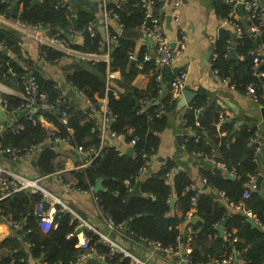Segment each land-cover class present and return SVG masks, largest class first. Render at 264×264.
<instances>
[{"label":"trees","instance_id":"trees-1","mask_svg":"<svg viewBox=\"0 0 264 264\" xmlns=\"http://www.w3.org/2000/svg\"><path fill=\"white\" fill-rule=\"evenodd\" d=\"M162 1L156 0L155 6L160 8ZM61 3V0H41L39 4H32V0H0V14L9 17L12 8H21L16 15L18 20L40 25L47 33H56L66 40L68 25L82 29L89 20L98 18L99 10L96 8L66 2L74 14L72 20H69V10L60 6ZM214 7L219 18H226L231 22L219 30L214 45L216 58L212 61V70L215 69L219 78L226 79L227 83L234 85L240 93H247V86L256 84L259 102L264 105V75L259 74L264 72V56L259 57L261 61L254 67L255 55L249 52L264 44V26L259 35L254 36L249 29V23H259L258 19L242 20L231 17V7L223 0H215ZM106 8L117 14L118 24L116 27L108 26L110 35L117 34V43H112L109 62H91L89 69L71 62L69 67L72 70L66 75V79L68 84L82 92L95 105V109L99 107L98 98L106 96L108 117L112 119L108 129L123 135L126 144L134 139V143L130 144L132 154L127 155L116 146H103L86 168L75 172L77 182L72 187L90 190L96 180L101 178L102 189L94 194L99 208L113 225L123 226L127 222L126 234L135 241H156L163 248L178 250L179 245L186 239V223L192 228H198L190 242L189 264H217L229 255L237 256L245 264H264V180L259 190L249 187L251 176L259 174L258 155L249 144V139L256 130L255 126L244 122L235 128L232 121L224 120L219 129H216V123L223 115L222 108L209 103L206 93L198 91L188 107H185L183 115L184 127L189 133L180 135L178 142L192 156L199 159L211 158L223 163L224 171L215 172L201 167L200 173L209 186V191L199 194L196 189L191 188L192 180L188 173L177 170L173 160L163 161L156 170L147 172L150 165L144 169L145 160H151L157 151L159 132L167 126L176 97L170 92L168 85L159 103L153 104L161 95L159 83L155 78L157 73L153 74L148 91L130 85L131 79L139 69L129 62V52L133 51L132 40L120 37L118 28L138 30L142 29V24L147 26L149 19L145 7L141 6L139 0H106ZM161 15L164 16V13ZM233 23L241 28L240 35L235 33ZM82 36L83 43L71 42L72 48L91 53H101L105 49L103 36L98 30L94 36L85 31ZM232 42L236 54L242 56L241 60L229 57L228 47ZM3 49L10 53L7 54ZM41 50L43 58L49 62L64 56L61 51L51 46L41 45ZM11 55H16L19 60L23 59L21 34L10 27L0 26V77L17 79L23 89V78L20 75L31 73L36 78L38 89L47 94L48 100L56 104V108H37L31 112L32 120L26 116L18 121L0 120V125L3 124V129L0 130V145L19 149L49 144L55 138H60L69 143L72 149L78 146L86 151L99 148L100 129L94 114L67 96L65 101L56 102L62 89L53 80L40 76L36 70L27 71L22 68L20 63L13 61ZM139 57V61L143 62L140 71L146 72L148 67H154L149 60L143 59L142 51H139ZM27 61L29 63V59ZM6 62L13 68L15 75L7 72ZM108 70H118L121 73L122 81L116 82L115 86L108 82L117 90L118 96L105 90ZM4 98L7 102V112H11L21 103V98L9 95ZM142 99H151V103L139 111ZM63 109L68 114L66 124L60 120ZM158 111L159 115H156ZM41 118L52 123L55 129L45 127ZM219 131H225L227 134L221 136ZM47 139L50 141L47 142ZM54 158L55 151L52 147L39 149L35 156V169L44 175L53 173L57 168L53 162ZM231 171L236 175L233 179L225 175ZM137 180H141L139 194L132 192ZM246 190L249 191L248 196L244 197ZM217 192H221L232 206L240 204V209L228 213L227 207L215 197ZM195 194L197 196L194 214L201 219L191 223L186 213L192 208L191 197ZM173 197L181 215L176 213L175 206H170ZM40 202H45L40 191L27 190L14 192L0 200V214H10L22 224L18 231H11V234L0 241V264H29L28 257L40 258L45 264H67L71 260H77L81 253L77 246L78 238L73 234L77 220L70 211L56 204L53 217L56 226L43 232L34 216L35 206ZM247 211L255 217L259 227H252L246 220ZM220 223H224L225 228L222 235H219L217 230ZM181 226L184 231H181ZM84 232L90 245L95 248V253L78 264H102L99 255L104 256L106 264H133L129 258L111 253L99 240L98 235L88 230ZM228 233L230 236H227ZM232 237H236V240L233 241Z\"/></svg>","mask_w":264,"mask_h":264},{"label":"crops","instance_id":"crops-1","mask_svg":"<svg viewBox=\"0 0 264 264\" xmlns=\"http://www.w3.org/2000/svg\"><path fill=\"white\" fill-rule=\"evenodd\" d=\"M61 1L68 2V0ZM173 1L174 0H171L169 3L168 0H163L161 6L162 12L165 14L163 17L164 20L162 23V30L166 38L170 41V45L172 44V48L175 49V56L173 60L168 65H162L159 62L155 45L152 43V40L150 39V42L149 38L145 36L143 30L138 29L139 35L134 37H125L131 39L133 42V57L130 58L129 62L130 64H134L136 68L139 69L136 75L131 79L130 85L139 90L148 91L147 89L150 86L153 74H160L162 79L161 84L163 92L161 93L160 98L158 97L157 100L153 101V104H158L159 100L165 95V89L168 86L171 77L178 72H184L186 74L184 88L194 92L192 99L196 96L198 91H202L206 93L209 103H214L215 105H218L222 108L221 112L223 113V115L217 121L216 129H219L221 123L224 122V120L232 121V124L235 128L242 125L244 122H249L250 124L255 126L256 132L258 133L262 141V147L257 157L259 174L264 176V114L262 113V107H264V105H262L259 100L256 101L250 98L245 92H238L234 85H229L227 82L220 81L214 76L211 68L212 62L210 56L212 50L214 49L216 39L218 38L219 30L221 27L225 26L228 23H224L217 15L214 7L215 0H179L178 18H171V21L168 24L166 22L165 16L168 15ZM257 1L264 9V0ZM13 10L15 11V16H12ZM20 10L21 8H19V10H15L14 8H12L10 16L7 18L0 15V26L11 28L14 22L18 20L16 15L20 12ZM97 10H99L98 2ZM99 13L100 12H97V17L99 16ZM239 18L244 20V18L241 16ZM109 25L116 27L118 25L116 23V19L111 18L109 20ZM46 33L47 32H44V34ZM180 41H183L185 43V48L181 51H178V45ZM41 45L47 44L39 42L36 38H34L33 35L21 34L23 59L19 60L16 55H11L13 57V61L14 59L18 60L17 62H14L20 63L21 67L25 68L27 71L36 70L38 74H40V76L53 80L59 86V88L66 92L69 88H72L74 94L71 96L67 95V97L73 98V100L77 102V105L86 107V101L78 94V91L77 89H74V86L68 84L66 75L72 70L69 67L71 62L72 64H79L82 66L81 62L82 60H85L90 66L91 62L93 63L104 59L102 53L82 52L78 50L76 52H73L72 50L63 51L58 46H51L58 51L62 50L65 55L63 54L64 56L56 61L49 62L43 58ZM229 48L234 49L235 58L232 56L229 57L241 60L242 56L236 54L235 52L234 42L230 43V46L228 47V55ZM139 51L143 52V59L147 61L149 60V62H151L154 66L148 67L146 72L140 71V69L143 68V62L139 61ZM6 53L9 54L10 52L7 51ZM27 59H29V63ZM167 66H170V68L166 73L167 75L165 76ZM108 73L111 75L109 80L112 86H115L114 84L116 82L122 81L121 73L118 70H108ZM262 75H264V72H262ZM120 88L122 89L121 85ZM22 90L23 89L21 88L20 82L17 79H11L1 76L0 110H2L7 115L11 114L10 112L6 111L7 106L4 109L1 108L2 101L6 100L4 98L6 95L17 97L20 99ZM175 97L176 107L178 98L177 96ZM98 101V109H90V113L94 114V118L99 126H102V124L104 123L106 124L104 133H100V138L103 141V144L105 146H116L120 150L126 152L127 148L131 147V145L129 143L126 144L123 137H111V132L108 129V126L111 123L109 124L108 121L111 120L112 122V119L108 117L109 119L106 120V122L104 121V113L105 109L107 108V98L104 96L103 98H98ZM186 106L188 107V104ZM186 106H184L179 112H177L174 107L169 117L167 126L161 132H159V145L155 155L151 159L149 168L151 170H156L163 161H166L168 159L173 160L177 170H183L188 173L192 180V188L196 189L197 193L199 194L204 191H209V186L206 184L205 179L202 177L200 168L203 167L205 169H212V171H214L213 169L217 167L222 172L225 169V165L223 163H220V166H216L214 165L211 158L199 159L196 156H192L185 151L183 145L179 144L178 137L180 135L185 136L189 133V131L184 127L183 120ZM6 119L12 121L15 120L13 117ZM0 120L2 121V119ZM41 121L42 124L45 127H48L50 130L55 129V126L52 123L47 122L42 118ZM2 129L3 124L0 125V130ZM218 134L221 136H225V134L227 133L225 131H219ZM49 141L50 140H48L47 142ZM51 143H53L54 146L48 147H52L55 151V158L53 162L57 166L55 171L51 174L35 177L36 174H39L40 172L35 169V166L31 164V161L35 159L36 153L40 148L37 151L33 152V154L29 156V158L18 163H14L9 157L0 154V166L9 171L15 172L18 176H24L28 179L35 180L42 191L48 195L47 198L50 200L48 208H54L55 210L56 204H64L73 213L87 220L93 227L97 228L100 231H105V217L96 200L94 199V194L97 193L93 191V187L95 184L91 186L89 191H83L79 190L78 188L72 187L77 182L75 172L80 170L78 166L81 165L82 162H84V159H82L81 157L82 155L75 152L76 149H72L67 142L53 141ZM58 171H60L64 182H68L71 185L70 187H65L60 181L57 180L54 173ZM227 173H231L233 178L236 177L233 171ZM204 186H206V188H204ZM262 186L263 181L261 182L260 189L262 188ZM249 187L253 190L256 189L255 184L252 183L249 184ZM1 190L3 194L6 192L5 188H2ZM218 193L221 194L220 198L216 197ZM215 197L217 199H220L221 204L227 207L228 213L240 209V204L237 206H232L227 202L226 198L221 192H217L215 194ZM172 199L174 200V197ZM56 200L59 201L56 202ZM172 206H175L176 213L178 215H181V211L178 208V204L175 202V200ZM194 212L195 210L190 209L189 211H187L186 215L192 217L196 215L194 214ZM253 218L255 219L254 216ZM198 221L200 220H197L196 222ZM255 221L258 223L256 219ZM191 223L193 222L191 221ZM223 224L224 223H220L219 225L223 226ZM219 225H217V228ZM181 228L182 226L180 227V229ZM189 228L190 225H188L187 222L185 229L188 231ZM126 229L127 227H122L120 231H117L116 233L114 232L115 241L128 248L131 253L146 261L147 264H189V262L184 260L183 257V254H185L184 244L179 245V252L176 254L161 253L145 244L135 242L130 236L126 234ZM185 229L183 227V230L181 229V231H184ZM224 229L225 228L223 226V234L225 233ZM10 232L11 231L7 228L6 223L0 219V234L2 236H5L9 235ZM218 234L220 235L219 230ZM11 236H13V234ZM17 237L19 238L20 235H17ZM28 263L45 264L40 258L32 257H28ZM229 264L245 263L242 259L238 258L237 260L233 259V261Z\"/></svg>","mask_w":264,"mask_h":264},{"label":"built area","instance_id":"built-area-1","mask_svg":"<svg viewBox=\"0 0 264 264\" xmlns=\"http://www.w3.org/2000/svg\"><path fill=\"white\" fill-rule=\"evenodd\" d=\"M40 1L41 0H39V2ZM89 1H93V0H89ZM96 1L98 2L99 12H100L98 18L89 20L86 26L82 29L74 28L72 25H68L66 27V31H67V35L71 36L72 38L77 37L79 35H83L84 31L89 33L90 36H94L98 30L97 28L99 27V25H102L104 28L103 42L105 44V49L101 53L104 57L103 60L106 62H109L110 51L112 49V43L114 44L117 43V34L110 35L108 32V26H109V20L111 18L117 19V14L112 9L106 8V0H96ZM223 1L227 2L230 5L231 9H230L229 15L231 17L237 19L241 16L245 20L246 19L252 20L254 18L258 19L259 23H253V22L249 23V29L254 34V36L259 35L261 28L264 26V9L261 7V5L259 4L257 0H223ZM139 2L141 3V6L145 7L146 16L149 19V24L147 26H145V24H142L141 30H143L145 36L151 39L152 43L155 45V49L158 55L159 62L162 65H168L170 64V62L173 60L175 56V49L172 48V45H170V41L166 38L162 30L163 28L162 23L164 20L163 19L164 16L161 15L162 9L161 7L158 8L155 6L156 0H139ZM240 3L242 4V8H243L242 15L238 12V10L236 11L237 5ZM60 6H64L67 8V10H69L68 19L72 20V18L74 17L72 9L66 5V2H62ZM178 8H179V0H174L171 4L168 15H170L171 18L173 19H177L178 18ZM0 15L5 17L3 14H0ZM100 19L102 20L101 23L99 22ZM221 20L224 23L231 22V20L226 19V18H223ZM233 25H234L235 33L237 35H240L241 28L236 23H233ZM11 28L14 30H17L22 35H27V34L33 35L34 38H36L39 42L45 43L48 46H58L63 51L65 50L66 51L72 50L73 52L77 51L76 49L72 48L70 45L72 40H69V39L66 40L64 38H61L56 33L44 34V32H46V29L41 27L40 25L31 24V23H23L20 20H17L16 22H14ZM121 29L119 28L118 35ZM184 48H185V43L183 41H180L178 45V51H181ZM62 50L61 52L65 55V53ZM249 52L255 55L254 56V67H256L261 61V58L259 57L264 55V44H261L256 49H252ZM129 57L130 58L133 57L132 52H129ZM215 58H216V52L213 49L211 52V56H210L211 62ZM6 66H7V72H9L12 75L16 74L13 71V68L8 64V62H6ZM212 71H213L214 76L218 78L220 81L227 82L226 79H221L218 77L215 69H213ZM259 74L262 75V73H259ZM20 76L21 78H23V84H24V88L22 90V95H21V103L17 107H15L10 113H12L13 111L26 110L27 112L24 114V116L32 120L33 116L31 115V112L35 111L37 108H40L43 110H50L52 108H56V104L48 100L47 94L38 89V84L36 82V78L34 75H32L31 73H28L26 75H20ZM185 76L186 74L184 72H178L174 74L172 78L169 80L168 85L170 87V92L173 94V96H178L181 93V90L185 86V78H186ZM110 77L111 75L107 72V75H106L107 83L105 86V90L106 92L111 91L114 96H118L117 90L113 89L110 86V84H108V82L110 81L109 80ZM155 78L159 83V86H160L159 93L161 94L163 92V88L161 84V80H162L161 75L157 74ZM74 89L76 90V88ZM78 94L86 101V107L90 109H95V105L91 101H89L82 92L78 91ZM246 94H248L250 98L256 101L259 100V96L256 90V84L254 83H251L247 86ZM66 96H67V92L64 90H60L57 95L56 102L61 103L65 101ZM262 97H264V95ZM150 103H151V99H142L140 101L139 111H142L144 107L149 105ZM6 106H7V102L6 100H3L1 108L4 109L6 108ZM104 114H105L104 121L106 122V120L109 119L108 118L109 110L107 108L105 109ZM156 115H159V111L156 112ZM67 118H68V114L66 110L63 109L61 113V117H60L61 122L63 124H66ZM105 126H106L105 123L102 124V126L101 125L99 126L101 134L104 133ZM17 127H21V125H17ZM110 135L111 137H123V135L116 134L114 132H111ZM54 141L55 142H66L64 139H60V138H55ZM133 143H134V139H131L129 141V144L132 145ZM249 144L253 146L254 153L258 155L262 147V141L260 139V136L256 132V130L253 132V135L250 137ZM103 146L105 145L103 144V141L101 140L99 148L91 149L90 151L83 150L81 146L76 147L75 152L80 153L81 155L85 157L84 162H82V164L79 165L78 168L79 169L86 168L91 163L93 157L100 153L101 148ZM39 148L40 147L38 145H31L27 148H19V149L10 148V147H2L0 145V154L6 153L8 154V157L11 159V161H13L14 163H18V162H21L22 160L29 158V156L33 154V152L37 151ZM143 156L147 158L146 154H144ZM212 160H213L214 165L220 166V162H216L214 159ZM150 163H151L150 158H147L145 160L143 168L145 169L148 165H150ZM54 174L57 180L60 181L65 187L71 186L68 182H64L62 180L60 171ZM257 176H251L250 180L252 181L251 182L252 184H254ZM2 188L6 189V192L4 194L1 192ZM191 188H192V185H191ZM78 189L83 190V191H89L86 189H80V188ZM21 190H27V191H32V192L40 191L42 195L44 196L45 201L48 200L50 202V200L47 198L48 195L42 191V189L39 187V185L37 184L35 180L28 179L24 176H18L15 172L9 171L0 166V200L3 197L9 196L10 194H13L14 192H18ZM248 192H249L248 190L244 192V197L248 196ZM196 196L197 194L191 197V205H192L191 209L193 210H195L194 204H195ZM94 199L96 200V196L94 197ZM57 201L59 200H56V202ZM44 203L40 202L36 204L35 209H34V216L38 219V224L41 230L43 232H47L50 230L51 227L56 226V223L54 222V218H53L55 210L54 208L45 209ZM61 206H62V209L71 211L66 205L62 204ZM71 213L73 217L77 220V225L75 229L84 226L85 230L91 231L94 234L98 235L99 240L109 248V251L111 253L121 254L123 257L129 258V260L133 264H147L146 261L142 260L138 256L131 253V251L128 248L116 242L115 238H111L109 236V232L113 231L116 233L117 231L121 230V228L124 226L113 225L109 219L105 218L106 229L105 231H100L97 228L93 227L87 220L81 218L79 215L73 213L72 211ZM247 215L252 216V214L249 211L247 212ZM190 218L191 217H189V220ZM0 219L3 220L6 223L7 228L13 232L18 231L22 225L20 224V222L13 219L10 214H7V215L0 214ZM85 230L80 231L79 233L76 234L78 238L77 246L79 247L81 253L77 256V260L75 261L71 260L67 264H78L79 261L85 260L86 258L90 257L92 254L95 253V248L90 245L89 238L84 232ZM198 230H199L198 228H192V226H190L187 232V235H186L185 242L183 243L184 250H185V254H183L184 255L183 257H184V260L188 262H190L188 254L191 251L190 242L192 240V235H195L198 232ZM6 236L7 235L2 236L0 234V241H2ZM227 236H230V233H228ZM232 240L233 241L236 240V237H232ZM135 242H140L142 244H145L151 248H154L156 251L161 252V253L176 254L179 252V249L173 250V249L163 248L156 241L140 239ZM103 257H104L103 255H99V260L103 261ZM234 257L235 255H229L227 258L223 259L221 262L217 264H229L233 261ZM196 264H201V263H196ZM207 264H210V263H207Z\"/></svg>","mask_w":264,"mask_h":264},{"label":"water","instance_id":"water-1","mask_svg":"<svg viewBox=\"0 0 264 264\" xmlns=\"http://www.w3.org/2000/svg\"><path fill=\"white\" fill-rule=\"evenodd\" d=\"M170 1H171V0H168L169 3H170ZM68 2H69L70 4H73V5H86V6H92L93 8H96V9H97V2H95V1H89V0H68ZM32 4H39V0H32ZM237 10H238V12H239L241 15L243 14V8H242V4H241V3L237 5ZM12 16H15V11H14V10L12 11ZM165 17H166V22L169 24L170 21H171V16H170V15H166ZM99 22L101 23L102 20L100 19ZM97 29H98V31L101 33V35L103 36V35H104V34H103V33H104V28H103V26H102V25H99V27H98ZM137 35H139V30H133V29H125V28H122V29L120 30V32H119V36H120V37H124V38H125V37H134V36H137ZM66 37H67V39L72 40V42H74V43H76V44H77V43H79V44L83 43V39H84V37H83L82 35H79V36L74 37V38H72V37L69 36V35H66ZM149 40H150V39H149ZM150 42H151V40H150ZM171 45H172V44H171ZM3 51H4V52H7L6 49H3ZM229 56H232V57L235 58V56H234V49H233V48H229ZM14 61L17 62L18 60L14 59ZM81 64H82V66L85 67V68H88V69L90 68V66L88 65V63H87L85 60H82ZM169 68H170V66H167L166 71H165V76L167 75L166 73H167V71H169ZM73 94H74V92H73L72 88H69V89L67 90V95H70V96H71V95H73ZM193 95H194V92H192V91H190V90H188V89H186V88H183V89L181 90V93L177 96L178 100H177V103H176L175 110H176L177 112H179L184 106H186L187 104H189L190 101L192 100ZM262 108H263V109H262V113L264 114V107H262ZM86 109H87L88 111H90V108L87 107ZM26 112H27L26 110L13 111L11 114L7 115V114H5L2 110H0V119L5 120L6 118H12V117H13V118L17 121V120H19L22 116H24V114H25ZM108 123L110 124V123H111V120H109ZM48 146H54V144H53V143H51V144H49V145H47V144H43V145H41L40 149H45V148H47ZM131 152H132V148L129 147V148H127V150H126L125 153H126L127 155H131ZM2 155L8 157V154H6V153H3ZM81 157H82V159L85 158L83 155H82ZM31 164H32L33 166L36 165L35 159L31 161ZM150 170H151L150 168H147V172L150 171ZM213 170L216 171V172H221L220 169L217 168V167H215ZM40 175L43 176L44 174H43V173H39V174H36L35 177L40 176ZM226 177L229 178V179H232V178H233V176H232L231 173H226ZM262 180H263V175L259 174V175L257 176L255 182H254L256 189H258V190L260 189V186H261V182H262ZM140 183H141V180H137V181H136L135 185H134L133 188H132V192H133V193H136V194H139V193H140V190H139V185H140ZM204 188H206V186H204ZM100 189H102V179H101V178H99V179L96 181V183H95V185H94V187H93V191H94V192H97V191H99ZM216 197H217V198H220V197H221V194L218 193ZM173 203H174V200L172 199V200L170 201V206H171V207H172ZM44 207H45V209H47V208L49 207V201H48V200L45 201V203H44ZM190 220H191L193 223H195L197 220H200V218H199V216L194 215V216H192V217L190 218ZM246 220L251 224L252 227H259V224L255 221V219L253 218V216H247ZM123 226H124V227H127V226H128V223L125 222V223L123 224ZM217 229L219 230L220 235H222V234H223V226H222V225H219ZM83 230H85V227H84V226L79 227V228H76V229L74 230V235H76L77 233H79L80 231H83ZM109 236H110L111 238H115V233H114L113 231H112V232H109ZM237 259H238V258L235 256V257H234V260H237ZM101 263H102V264H106L104 260L101 261Z\"/></svg>","mask_w":264,"mask_h":264}]
</instances>
